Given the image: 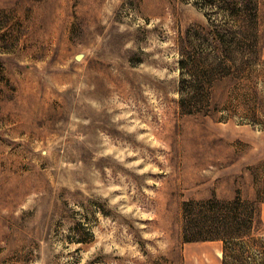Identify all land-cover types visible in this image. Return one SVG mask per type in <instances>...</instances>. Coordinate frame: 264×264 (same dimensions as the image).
Wrapping results in <instances>:
<instances>
[{
	"label": "rangeland",
	"instance_id": "rangeland-1",
	"mask_svg": "<svg viewBox=\"0 0 264 264\" xmlns=\"http://www.w3.org/2000/svg\"><path fill=\"white\" fill-rule=\"evenodd\" d=\"M225 252L264 261V0H0V264Z\"/></svg>",
	"mask_w": 264,
	"mask_h": 264
},
{
	"label": "trees",
	"instance_id": "trees-1",
	"mask_svg": "<svg viewBox=\"0 0 264 264\" xmlns=\"http://www.w3.org/2000/svg\"><path fill=\"white\" fill-rule=\"evenodd\" d=\"M236 5H237V3H234L232 5V9H235ZM250 220H251L250 217L248 219H246V218L242 217L241 214L235 213L234 209H233V212L225 215L223 220H221L219 225H217V226H216V222H218V221H216L215 219H207L205 222L206 224L204 226V229H205V231L213 232V231L220 230V228L221 229L223 228L224 231L226 232V234H229V233H232L234 231V229H237V227H240L242 224H245L247 226V223L250 222ZM249 226L250 225L247 226V229H249ZM217 235L219 236L220 234L217 233ZM217 235H204V237H211V236L217 237ZM191 238H201V237H191ZM223 238L226 239L225 236H223ZM226 258H227V253L225 252L224 253V261H223L224 264H227ZM259 262L260 263H254L251 261L245 262L243 260L242 261L240 260L239 262H237V260H236V262H234V263L235 264H264V261H259Z\"/></svg>",
	"mask_w": 264,
	"mask_h": 264
}]
</instances>
